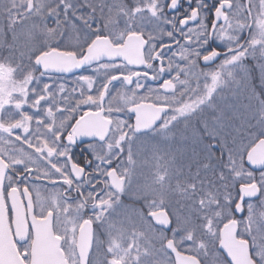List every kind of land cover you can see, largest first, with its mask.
<instances>
[{
  "label": "snow or ice",
  "instance_id": "snow-or-ice-1",
  "mask_svg": "<svg viewBox=\"0 0 264 264\" xmlns=\"http://www.w3.org/2000/svg\"><path fill=\"white\" fill-rule=\"evenodd\" d=\"M0 264H264V0H0Z\"/></svg>",
  "mask_w": 264,
  "mask_h": 264
},
{
  "label": "rangeland",
  "instance_id": "rangeland-1",
  "mask_svg": "<svg viewBox=\"0 0 264 264\" xmlns=\"http://www.w3.org/2000/svg\"><path fill=\"white\" fill-rule=\"evenodd\" d=\"M175 147H176L177 149H180V150L183 149V145L180 144L179 140H177V143H176Z\"/></svg>",
  "mask_w": 264,
  "mask_h": 264
},
{
  "label": "flooded vegetation",
  "instance_id": "flooded-vegetation-1",
  "mask_svg": "<svg viewBox=\"0 0 264 264\" xmlns=\"http://www.w3.org/2000/svg\"><path fill=\"white\" fill-rule=\"evenodd\" d=\"M67 79L71 80V79H73V77H72V76H68ZM25 147H26V146H25ZM126 202H127V203H130L131 201L127 200V198H126Z\"/></svg>",
  "mask_w": 264,
  "mask_h": 264
}]
</instances>
